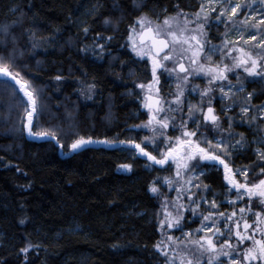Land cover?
<instances>
[{
    "label": "trees",
    "instance_id": "trees-1",
    "mask_svg": "<svg viewBox=\"0 0 264 264\" xmlns=\"http://www.w3.org/2000/svg\"><path fill=\"white\" fill-rule=\"evenodd\" d=\"M200 2L0 0V61L38 97L33 131H55L59 140H34L26 133L27 97L0 78V264H166L157 250L163 242L161 194L150 190L162 189L166 172L120 143L130 135L152 151L131 131L145 124V87L138 85L149 83L151 71L146 57L133 51L129 34L142 16L153 26L172 17L183 26L187 14L201 11ZM241 21L239 15L235 23ZM213 23L209 18L204 26L205 41L219 43L230 22ZM261 77L242 84L244 93L253 94L252 103L236 94L235 106L246 105L253 114L228 129L237 141L243 138L231 153L235 167H249L264 151V125L257 121L264 101ZM80 137L96 143L69 153ZM202 172L196 201L206 198L208 206L197 212L218 202L215 194L223 187L218 169ZM185 221L171 252H181V234L195 227Z\"/></svg>",
    "mask_w": 264,
    "mask_h": 264
},
{
    "label": "snow or ice",
    "instance_id": "snow-or-ice-1",
    "mask_svg": "<svg viewBox=\"0 0 264 264\" xmlns=\"http://www.w3.org/2000/svg\"><path fill=\"white\" fill-rule=\"evenodd\" d=\"M222 2V0H220ZM264 2V0H262ZM209 7L212 11H216L214 7H212V0L209 2ZM228 7L231 9V16L229 18V22L235 23L236 18L239 16L240 11L245 7L240 3H236L235 5L228 3ZM201 12H203V6L201 8ZM227 13V8L222 9L220 11V15L217 18L218 22L225 23L223 17ZM197 20L199 19L200 13H197ZM207 19V17H205ZM105 23H109L108 20H105ZM188 21L185 20L183 26H181L176 17L168 18L163 21V25L157 24L155 26L152 25V22L147 19V17L138 18L136 24L139 25V29L134 25L131 28L129 34V40L132 44V49L138 56L143 58L145 55H148V58L152 61V74H153V82L154 84H159V75L158 69L167 70L169 72L175 71L173 69H167L166 65L163 63L164 61H172L174 57L178 56L180 59L178 61L179 72L183 73V81L185 84L188 83L189 77H199L203 74L204 77L208 78L209 86L200 91L201 97V106L199 107V112L203 116V121H199V119L193 115V109L196 108L195 105H189V117L188 120L185 121L182 119L181 121V129L182 133L180 136L176 137L175 140L171 137L167 138L166 142V151H162L160 153L161 157L158 159L156 156L151 155L149 152L145 151L144 147H141V143H135L133 140L128 141H120L121 144L127 143L129 147H134L140 155L147 157L148 160L153 161L155 164L164 166L169 161L174 162L176 164L177 172L176 175L178 178H182L187 175L190 171L200 172V175L204 173L200 171L203 168L216 167L217 165H222L224 169V179L228 186V190L231 192L233 189L235 190L237 200L229 201V203L236 204L238 201L243 200L245 197L248 199V205L246 207H242L239 209V217L237 218V213L234 211L231 216L226 215L225 213H220V217L228 220L229 222L235 223V231L233 233V228L231 226H227L224 230H222L217 223L215 222V217L212 214L204 216V222L212 221L211 224L202 222V227L197 229L196 232L205 231L206 233H211V235H206L201 237L199 240H192L190 233H185V237L188 239L185 241V247L187 248L188 244H191L194 248L199 250L200 258L203 257L204 253H209L211 258L208 261V264H213V260L219 258L220 256L227 257L230 261V264H264V210L255 212L256 220L253 223H249L248 218H246V211H251V205L253 202V198H259L260 203L264 204V178H259L255 182L249 179V173L252 171L250 169H234L230 167L229 163H226L228 159L229 153L235 150V145L230 144L228 141L234 135L231 131H229L227 136H222L217 139L215 136L212 137L211 140L208 139V136H203L202 139H197V137L201 136L200 128L207 127L209 124L213 126V128H218L220 126V117L216 114V109L211 106L212 100L208 99L209 106L207 107V111L203 110V103L205 98L209 97V94L214 91V88L218 85L220 91L222 93L221 99H224L229 95V92L224 91V85L219 83L221 81H225L228 79L227 73L233 72L234 70L242 69L244 72L248 74L250 77H261V65L258 63L259 59H264V56L258 55L257 58H253V55L250 51H245L244 47H238L235 44H232L228 41L225 42V47L228 49V54L223 57V59H232L233 65L232 67H228L225 65L221 68L218 64L215 66L211 65V55L207 57L209 60V64L205 65L201 63V60L204 59L202 53H214L220 49L217 48L216 45H212L211 47H206V41L201 40V36L203 33L204 25H199L198 29H188ZM247 25V19L243 22ZM259 24L264 25V15L261 16L259 20ZM259 31V29H257ZM4 31H7L5 28ZM87 31V29H85ZM111 39V37H109ZM252 40H256L257 37L253 35L251 37ZM244 44H247V41H244ZM262 51H264V40L259 42ZM103 48V46H101ZM167 50V51H166ZM233 51L239 52V56H233ZM188 53H191L189 56ZM223 59L221 63H223ZM184 60L188 61V65L183 62ZM19 73L13 74L10 71L9 65L4 64L0 61V78H8L10 77L15 81L17 85H20V91L24 93V96L27 97L28 107L30 111H28V124L25 125V128L28 131L29 136H33L36 138L56 140L59 143L58 137L55 131L52 130H41V131H33L34 123L33 117L35 114L39 112L38 105V97L35 94V91H28L26 88L28 87L27 82H21L17 77ZM264 78V77H261ZM59 80L60 77H57ZM179 79V77H178ZM239 80V77L237 76ZM7 82V80H5ZM141 89L145 87V85H138ZM149 95L146 96L145 100L147 101L144 104V107L149 112V119L146 124L138 125L136 127H146L152 130L154 133L158 129H167L169 128V118L164 117L163 119H158L165 111L175 109L172 108V104H176L181 106L184 104L185 100V91L181 88L180 84H177V94L174 101H166L162 97H160V89L157 88L156 96L153 98L151 93L152 84H149ZM233 85L229 84V91ZM90 90V89H89ZM239 90H243V87ZM196 91L195 88L192 89L194 93ZM250 96L252 94H249ZM91 98V97H89ZM164 104H168V109L164 108ZM264 108V105L261 106ZM223 111V109H222ZM242 111L247 114L249 111L248 107L242 109ZM264 118V117H262ZM230 119L229 129H231L234 125V121ZM255 119V117H254ZM174 122V120H173ZM195 124L196 127L192 130H188L189 125ZM163 134V133H162ZM147 140V138H146ZM243 140V138H242ZM241 141H237V144L242 143ZM100 143H112L109 141H99ZM205 142L206 145H205ZM96 143V141L89 139H84L80 137L75 139L74 142L71 143L70 148L73 151L79 150L87 144ZM155 144V147L158 148L159 144L155 143V140L152 141ZM63 147V145H61ZM258 155L261 160H264V152L258 151ZM125 169L130 170V165H123ZM243 176V182L237 179V176ZM255 177H264V164L260 165V172L254 174ZM166 182L171 185L173 182L170 179H166ZM185 183L191 184V178L185 181ZM199 188V185H195ZM153 193L158 192L156 187H152L150 189ZM185 191H190V189H185L183 187L178 188V197L177 199H182V193ZM206 191H210L206 187ZM188 200L191 204H196L197 208L199 207V203H206V198L200 202H197L193 199L191 195L188 196ZM189 205V206H190ZM164 210V219L159 221L160 229H172L177 231H183L181 227V220L184 219L181 209L184 208V205H169L167 202L162 206ZM169 207H173L176 209L177 214L175 216L168 210ZM211 209H217L218 205L215 200L211 203ZM193 212L196 209H192ZM241 221H243L241 229ZM223 223V220H221ZM215 229V231H213ZM227 234L228 238L225 239V235ZM235 236V243L232 242V235ZM223 239V243L219 244L217 247L218 241ZM168 241H171L175 244L179 238L168 236ZM245 241H249L251 243L250 247L244 249L243 253L240 251V246L244 245ZM161 244L157 245V250L161 251L162 254L166 256V264H175V258L167 257L168 245L164 244L163 247ZM175 251V249H173ZM27 251V249H25ZM189 255L192 256L191 259H187L186 264H200V258H196L194 252H189ZM243 257L241 260L240 257ZM181 264H185V257H180Z\"/></svg>",
    "mask_w": 264,
    "mask_h": 264
},
{
    "label": "rangeland",
    "instance_id": "rangeland-1",
    "mask_svg": "<svg viewBox=\"0 0 264 264\" xmlns=\"http://www.w3.org/2000/svg\"><path fill=\"white\" fill-rule=\"evenodd\" d=\"M209 2L210 0H201L200 2V6L202 8L203 6V12H199L200 16L199 19L197 20V15L196 14H187L186 19L188 21H190V23H188V29H198L199 25H204L206 24L207 20L209 18H212L213 21H215L216 23H213L214 25L219 26L220 22H218V17L220 15V11L222 9L227 8V13L225 14V16L223 17L224 21H226L224 23V25L226 26L229 22V18L231 16V9L228 7V3L230 2L231 4L235 5L236 3H240L242 5H245V7L242 9V11H240V16H242L244 18V21L247 19L248 23L247 25H245L243 22L241 21V23H231L230 25L227 26V31L226 34L224 36V38H222V41L219 43H206V47H211L212 45H216L218 49V51L214 52V53H202V56L204 57V59L201 60V63H204L205 65H208L210 62L207 59V57L209 55H211V65L215 66V65H219L221 68H223L225 65H227L228 67H232L233 65V60L232 59H223L224 56H226L228 54V49L225 47V42L228 41L232 44L237 45L238 47H244L245 51H250L253 55V58H257L258 55L260 56H264V51H262L261 46L259 44V42L261 40H264V25L259 24V20L261 19V16L264 15V2H262V0H222V2H220V0H212V7H214L216 9V11H212L211 8L209 7ZM205 17H207V19H205ZM228 21V22H227ZM160 25H163V23H161ZM139 29V27L137 28ZM259 29V31L257 30ZM203 35L200 37L202 41H205V31H204V27H203ZM255 35L257 37L256 40H252L251 37ZM244 41H247V44H244ZM132 45V44H131ZM188 55L190 56L191 53H188ZM233 56H239L240 53L233 51L232 53ZM146 59L149 62L150 65V71H151V78L149 83L145 86L144 89V94L149 95V89H148V85L152 84L153 87L151 88V93L153 96H156V90L157 88L160 89V97H162L164 100L166 101H174L176 94H177V84H180L181 88L184 89L185 91V97H184V104L182 105V110H181V106H178L176 104H172V108L175 109L174 111L171 110H167L165 111L161 116L158 117V119H163L164 117L169 118V128L167 129H158L155 133L150 130L149 128L146 127H135L132 128V136L134 138V140H138L141 139L142 142H144L152 151L149 152L148 150L145 149V151L149 152L151 155L156 156L158 159L162 158L160 153L162 151H166V142H167V138L171 137L173 139V141L175 140L176 137L180 136L182 133V129L180 127L181 125V121L182 119L187 121L188 117H189V105H195L196 108L193 109V115H195L199 121H203V116L200 114L199 112V107L201 106V97H200V91L207 88L209 86L208 83V78L204 77L203 74H201L199 77L193 78V77H189V81L187 84L184 83L183 81V73H180L178 71V61H179V57L176 56L173 58L172 61H164L163 63L166 65L167 69H173L175 68V71L173 72H169L167 70H161L158 69V75H159V84H154L153 82V74H152V61L148 58V55H145ZM223 59V63H221ZM186 66L191 67L190 65H188V61L184 60L183 61ZM258 63L262 66L261 67V76H264V59H259ZM228 79L225 81H221L219 83H222L224 85V91L225 92H229V95L227 97H225L224 99H221V91L219 86L217 85L214 88V91L212 93L209 94V97L205 98V101L203 103V110L206 111L207 107L209 106L208 104V99L212 100V105L215 109H216V114L221 118L220 119V126L218 128V131H221L219 134L215 135V133H210L211 129L213 128V126L211 124H209L207 127H201L200 128V133L201 136L197 137V139H202L203 136H208V139L211 140L213 136H215L217 139L221 138L222 136H227L228 135V125H227V121L230 120L229 118H234L231 114L232 112H235L239 107H236L235 105L238 102V97L236 96V94H241L242 96H240L242 102H246L248 101L249 95H247L246 93H244V89L245 87L243 85H245L248 80L250 79H257L258 77H250L248 76V74L246 72H244L242 69L239 70H234L233 72H228L227 73ZM237 76L239 77V80L237 79ZM179 77V79H178ZM162 80V81H161ZM229 84L233 85L234 87L231 88V90L229 91ZM243 84V85H242ZM241 86L243 87L242 93L241 90H239L241 88ZM195 88L196 91L193 93L192 89ZM144 96V97H145ZM145 104V99H143L142 101V108L145 110L144 107ZM168 104H164V108L168 109ZM246 105H242L239 109L241 111H239V114L241 115V117L246 118L247 115L250 113L248 111L247 114H245L242 109L245 108ZM248 107V106H247ZM260 108V107H259ZM223 109V111H222ZM238 109V110H239ZM145 112L147 113V118L145 121V124L147 123L148 119H149V112L148 110H145ZM238 112V111H237ZM258 115L261 117H264V108H262V110L260 111L258 109ZM26 117H28L27 113H26ZM34 122L36 121L35 117H33ZM236 119V118H235ZM174 120V122H173ZM235 122V121H234ZM26 124H24L23 129L25 127ZM140 125V124H138ZM196 127L195 124H191L189 125L188 130H192ZM26 133H28L27 129L25 128ZM143 131V133L145 134L144 136H138V132ZM163 133V134H162ZM129 139L132 140V137L130 135H128ZM147 138V140H146ZM32 139L34 140H42L43 138H36L32 136ZM155 140L156 144H159V147L156 148L155 144L152 143V141ZM112 142V141H109ZM136 143V141H134ZM230 144L235 145V150L237 149L238 145L237 144V137L236 135H233L231 137V139L228 141ZM207 142H205L206 145ZM105 145L109 146V145H113L112 143H104ZM127 145V143H126ZM241 145V143H240ZM129 147V146H128ZM142 147V145H141ZM131 149V148H130ZM135 152V151H134ZM264 152V151H263ZM69 153H72L71 148L69 146ZM233 153V152H231ZM231 153H229L228 159L226 160V163H229L230 167L234 168V169H250L252 170L249 173V179L253 180V182H255L256 180H258L259 178H264V177H255L254 179V174L255 173H259L260 172V166L259 164H264V160H257V162L252 163L249 165V167H235L234 163H232L231 160ZM62 154V152H61ZM135 154H137L135 152ZM63 156L65 155L64 153L62 154ZM138 155V154H137ZM257 157H259V155H256ZM147 159V157H144ZM260 158V157H259ZM158 165V164H156ZM220 165H217L216 167H212L215 169H218L221 173L222 176V181L224 186L226 187L225 192L221 195V194H215V197L217 198L216 200H218L220 203H227L229 204L228 206H231V208H224L221 211L219 209L221 208H217V209H211V207H209V209L207 211H203L201 210V212H197L198 208H200V205L208 206L205 205L206 203H199V207L197 208L196 204H191L188 200V196L191 195L193 197L194 200H196V192L197 190H200L201 186L199 185V188H197L195 185H197V176L200 177L202 175H200V172H196V171H190L187 173L186 176L182 177V178H178L176 175L177 172V168H176V164L174 162L169 161L168 163H166L164 166L158 165L159 169L166 172L165 177H162V179L159 181V187H161L162 189H158V192L161 194L160 195V202H161V206H163L165 204V202H167L169 205L172 204H176V205H184V208H182L180 211L184 217V219H182L181 221L183 222V220H186L185 222L188 223L189 225H193L195 224V227L192 226V228L181 234L183 242H181V252L177 253L175 252H171L169 250V248L172 246H174L175 244H173L171 241L167 240L168 236H173L175 237L177 235V230H172V229H164L161 230L160 232L162 233V237H163V245L166 244L168 245V248L166 249L167 254H175V256L173 255L172 257L175 258V264H181V260L180 257L184 256L185 257V264L187 259H191L192 256L189 255V252H194L196 255V258H200V253L199 250L194 248L191 244L187 245V248L185 247V241L188 239L187 237H185V233H190L191 234V239L192 240H199L201 237H204L206 235H211V233H206L205 231H200L199 233L196 232L197 229H200L202 227V222H204L203 218L206 215L212 214L215 217V222L217 223V225L224 230L227 226H231L233 228V233L235 231V223L234 222H229L228 220L220 217V213H225L228 216H231L232 213L235 211L237 213V218L239 217L240 213H239V209L242 207H246L248 205V199L245 197L243 200L238 201L236 204H232L229 203V201H236L237 200V196L236 194L233 193V190L230 192L228 190V186L226 184V181L224 179L223 173H224V169H220L219 167ZM200 171H203V169H201ZM189 178H191V184L185 183L186 180H188ZM166 179H170L173 183L171 185H169L166 182ZM237 179L241 182H243V176H237ZM185 188V189H190V191H185L184 193H182V199H177L178 197V192L177 189L178 188ZM233 193V194H232ZM167 195H169V200L167 201ZM202 201V200H201ZM200 202V201H199ZM217 203V202H216ZM219 204V203H218ZM190 205V206H189ZM196 209L195 212H193L192 209ZM173 216H175L177 214L176 209L173 207H169L168 209ZM264 210V204L260 203L259 198H253V202L251 205V211L247 212L246 211V218H248L249 223H253L257 218L255 216V212L257 211H262ZM158 219L159 221L161 219H164V210L163 207L160 211H158ZM221 220H223V223H221ZM204 223H208L211 224L212 221H208V222H204ZM241 223V231L243 232V221L240 222ZM213 231H215V229H213ZM180 236V235H179ZM228 236L227 234L225 235V239H227ZM224 241L223 239L218 241L217 247H219V244H222ZM232 242L235 243V236L234 234L232 235ZM251 243L249 241H245L244 245L240 246V251L243 253L244 249L247 247H250ZM171 256V255H170ZM171 258V257H170ZM211 258L209 253H204L203 257L200 258V264H208L209 259ZM240 259L242 260L243 257L241 256ZM213 264H230V261L227 257H223L220 256L217 259L213 260Z\"/></svg>",
    "mask_w": 264,
    "mask_h": 264
},
{
    "label": "flooded vegetation",
    "instance_id": "flooded-vegetation-1",
    "mask_svg": "<svg viewBox=\"0 0 264 264\" xmlns=\"http://www.w3.org/2000/svg\"><path fill=\"white\" fill-rule=\"evenodd\" d=\"M240 93H242V91L240 92ZM247 95H249V94H252V93H246ZM249 103H252L253 102V94L250 96L249 95ZM145 99V98H144ZM262 105H264V101L262 102V103H260V105H259V107L260 108H258L260 111L262 110V108H261V106ZM249 108V107H248ZM239 109V108H238ZM236 110L235 112H232L231 114H233L232 116L234 117V118H236V121H235V124L237 123V121H240L241 119V115L239 114V111H241L240 109L239 110ZM206 111H207V109H206ZM205 111V112H206ZM238 111V112H237ZM249 112L250 113H252L253 114V112H252V109H250L249 108ZM257 121H258V123L260 124V123H262L263 125H264V118H262L261 116H259V115H257ZM236 126H238V125H236ZM233 159V156H231V160ZM252 163H255V162H257V160H261L259 157H257V156H253L252 157ZM227 162V161H226ZM232 163H234L233 161H232ZM235 166V165H234ZM259 166H260V164H259ZM220 167V169L222 170L223 169V166L222 165H220L219 166ZM223 176H224V173H223ZM221 180H222V178H221ZM222 183H223V181H222ZM225 190H226V187L224 186V184H223V187H222V189H221V195L225 192ZM233 193L234 194H236L235 193V190L233 189ZM232 193V194H233ZM219 203V204H218ZM217 205H218V208H221V209H219L220 211L222 210V209H224V208H231V206H228L229 204H227V203H225V204H223V203H220L219 201L217 202ZM189 231V230H188Z\"/></svg>",
    "mask_w": 264,
    "mask_h": 264
},
{
    "label": "water",
    "instance_id": "water-1",
    "mask_svg": "<svg viewBox=\"0 0 264 264\" xmlns=\"http://www.w3.org/2000/svg\"><path fill=\"white\" fill-rule=\"evenodd\" d=\"M167 51V50H166ZM178 71H179V68H178ZM1 79H6V80H9L10 82H12V83H14L16 86H18V87H20V85H17L16 83H15V81L14 80H12L10 77H8V78H1ZM22 92V91H21ZM23 93V92H22ZM146 96H148V95H146ZM146 96L144 97V98H146ZM153 98H155V96H153ZM147 101L145 100V103H146ZM145 110H147L146 108H145ZM27 121H28V119H27ZM86 146V145H85ZM84 146V147H85ZM84 147H82L81 149H79V150H76V151H73V150H71L72 151V153L73 154H77V153H79L80 151H82L83 150V148ZM133 151H135L137 154H138V156H140V157H145V156H143V155H140L139 153H138V151L134 148V147H130Z\"/></svg>",
    "mask_w": 264,
    "mask_h": 264
}]
</instances>
